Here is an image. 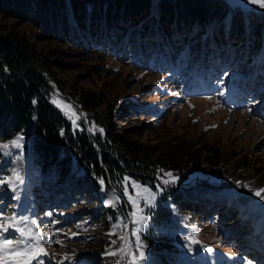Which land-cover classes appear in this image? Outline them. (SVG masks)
Listing matches in <instances>:
<instances>
[{
	"label": "rangeland",
	"instance_id": "1",
	"mask_svg": "<svg viewBox=\"0 0 264 264\" xmlns=\"http://www.w3.org/2000/svg\"><path fill=\"white\" fill-rule=\"evenodd\" d=\"M225 1L232 9L245 14H264V8L247 0ZM13 30L26 32L45 52L67 51L65 56L56 55L67 64L56 68L59 83L55 84L51 102L74 129L103 134L99 131L102 126L90 121L91 112L81 110L76 101L82 89L107 93L108 101L116 107L128 105L123 110L121 128L134 131L137 140L155 146L158 154L169 156L171 161L168 166H163L158 179L129 176L130 181L156 193L151 206H146L144 199L138 201L142 210L140 214L147 219L139 226L144 259L138 260L137 264H161V261L167 264L166 259L171 260L168 264H264V201L253 193L252 197L231 187V182L223 178L227 176L210 177L208 182H203L205 176L201 177L205 171L203 168L212 169L210 158L215 156L220 159L221 167L234 166L247 172L254 188H264V75L263 80L257 75L247 81L241 80L236 89L234 83L220 81L224 69H235L237 63L229 61L218 69L217 55L210 57L208 75L204 54L192 53L188 47L181 51L179 57L153 52L149 61L136 56L137 50L129 53L125 49L122 57H118L111 53L105 39H101L99 45L93 41L85 49L78 50L57 40H38L39 30L33 24H19L16 19L0 13V33L7 34ZM156 34L155 29L152 40L161 39ZM262 39L261 54L264 55V26ZM256 41L258 39L250 40L247 45H255ZM137 45L142 46L141 43ZM123 48L116 49V53ZM157 48L158 45L154 50ZM246 52L244 49L241 54ZM184 55L197 64L192 65L194 69L190 74L186 71L181 75L179 72L189 66V62L181 60ZM247 60L243 59L239 67L246 65ZM242 69L245 72L249 70ZM74 89L79 92H75L73 100H67ZM54 99L72 106L79 117L75 126L69 115L53 103ZM93 126L94 130H90ZM21 135L22 149L11 147L7 152H0V177L11 176L13 171H18L23 178V184H19L15 192L8 184L0 185V211L8 217L15 213L29 222L36 220L43 237L41 244L48 253L41 257L44 264H115L118 260L120 264H128L131 257L121 259L120 249L129 244L127 250L136 252V237L132 232L137 225L132 223L133 206L124 194V185L110 184L100 196L93 195L89 189L72 187L66 205L58 206V202L63 204L65 199H52L57 193L48 192L42 183L33 186V190L39 191L36 198H42L37 204L42 209H38L23 194L26 184L34 181L38 174L31 161V140L20 133L0 138V144L10 143ZM190 151L200 152L195 157L198 167L194 165ZM166 173L176 178L174 183H163L170 179ZM43 179L40 174L39 180ZM143 179L153 182V187L142 183ZM197 180L200 184H195ZM158 185L163 190H158ZM166 191V197H169L164 202V213L170 217L166 223L158 225L155 224L158 215L152 210ZM128 193L136 195L131 183ZM177 193L181 195H178L181 204H173ZM192 197L196 200L191 201ZM225 197L239 201L229 207ZM207 198L210 205L205 203ZM14 200L18 203L15 208ZM110 202L112 206H109ZM153 213L154 218L151 217ZM102 226L109 228L103 229ZM121 236L125 240H121ZM49 238L51 243H48ZM97 243H100L99 248H92L98 246ZM176 250H183L185 254L181 256L177 251V255H170Z\"/></svg>",
	"mask_w": 264,
	"mask_h": 264
},
{
	"label": "trees",
	"instance_id": "2",
	"mask_svg": "<svg viewBox=\"0 0 264 264\" xmlns=\"http://www.w3.org/2000/svg\"><path fill=\"white\" fill-rule=\"evenodd\" d=\"M0 13L16 19L19 24H33L39 30L38 40H57L78 50L85 49L93 41L99 45L101 39H105L111 53L118 57L128 49L127 52L137 50L136 54L148 59L157 51L154 50L157 45L158 53L163 51L175 57L188 47L192 53L203 51L207 57L217 54L221 61L226 58L241 62L248 58L245 67H251L250 73L245 75L240 68L229 70L231 73L227 71L226 77L232 76L230 80L236 77L246 80L255 73L264 72V55L260 58L264 14H245L232 9L225 0H0ZM155 29L160 40H152ZM254 39L258 42L248 46L247 43ZM138 43L142 46L137 47ZM121 47L124 48L116 53ZM244 49L250 55L247 52L242 55ZM57 53L68 54L63 50H40L37 41L26 32L0 33V138L21 133L31 140L32 161L38 176H46L44 185L56 191L59 199L66 198L71 187L89 189L93 195L100 196L110 184L120 187L125 176L158 179L163 166H168L171 160L167 154H158L155 146L137 140L134 131L121 128L123 110L128 105L116 107L108 101L107 93L79 90L78 106L90 111V121L103 128V134H94L86 129H74L52 104L51 96L55 84L59 83L56 68L67 64L56 57ZM188 59L190 57L184 56V61ZM257 65L259 68L252 70ZM79 91L74 89L66 99L73 100V95ZM189 153L198 167L195 157L200 152ZM210 159L209 166L213 167L210 171L203 168V182H208L210 177L227 176L223 178L231 182V187L252 197L249 189H260L254 188L247 172L234 166L221 167L220 159L215 156ZM141 181L153 185L151 181ZM195 184L200 182L197 180ZM36 185L40 182L35 179L30 187L33 195ZM166 193L168 191L155 210L151 209L158 215L151 214L158 225L166 223L170 217L164 213V202L169 197ZM178 195L181 197L177 193L173 204L182 203ZM205 200L211 204L209 198ZM225 202L229 207L236 204L228 198ZM99 244L91 247L98 249ZM166 262L171 261L167 259Z\"/></svg>",
	"mask_w": 264,
	"mask_h": 264
},
{
	"label": "snow or ice",
	"instance_id": "3",
	"mask_svg": "<svg viewBox=\"0 0 264 264\" xmlns=\"http://www.w3.org/2000/svg\"><path fill=\"white\" fill-rule=\"evenodd\" d=\"M248 3L257 4L258 6L264 8V0H247ZM53 103L57 104L58 107H61L65 111L69 118L73 120V125H76V119L79 117L73 111L70 104H64L62 101L57 99L53 100ZM94 130V126L93 129ZM100 132H103V129H99ZM11 147L22 149L23 147V136H18L14 138L10 143L0 144V152H7ZM169 180L163 181L166 185L168 183H174L176 178L172 177L171 173H166ZM101 185L104 184V180H100ZM131 183L133 190L135 191V197L128 193V186ZM239 185V182H237ZM8 184L12 187V190L15 192L19 184H23V178L20 176L18 171H13L11 176L0 177V185ZM124 185V194L128 196L129 202L133 206V211L131 213L132 223L137 225L133 230L132 235L136 237V252L128 251L127 248L130 247L129 244H126L125 247L120 249L121 259L126 257H131V260L128 264H137L138 260L144 259L143 253V244L139 240V232L141 228L140 225L146 221L147 217L141 215L140 205L138 201L140 199L145 200L146 206H151L154 203L156 193L151 192L150 189L136 184L134 181H130V178L125 176L123 178ZM158 190H163L158 185ZM245 187H247L245 185ZM253 192V195L259 197L261 200H264V188L260 189H249ZM14 198H18L14 197ZM109 206H112L111 202ZM29 224L31 226H29ZM127 227V225H124ZM15 234V235H14ZM43 237L41 236L40 227L37 225L36 220L28 221L24 217H18L15 213L11 217H8L0 211V264H44L42 256H47L48 253L44 250V247L41 244ZM121 240H125L124 236L120 237ZM52 240L49 238L48 243H51ZM61 243L60 241H56ZM115 243V241H113ZM138 253V255H137ZM116 255V253H111ZM115 264H120V261H116Z\"/></svg>",
	"mask_w": 264,
	"mask_h": 264
}]
</instances>
